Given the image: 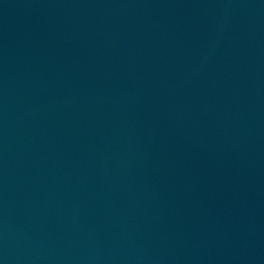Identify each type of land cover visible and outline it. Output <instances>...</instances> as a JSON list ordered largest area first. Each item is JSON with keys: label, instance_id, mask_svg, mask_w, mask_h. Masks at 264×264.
Instances as JSON below:
<instances>
[{"label": "water", "instance_id": "1", "mask_svg": "<svg viewBox=\"0 0 264 264\" xmlns=\"http://www.w3.org/2000/svg\"><path fill=\"white\" fill-rule=\"evenodd\" d=\"M0 264H264V0H0Z\"/></svg>", "mask_w": 264, "mask_h": 264}]
</instances>
